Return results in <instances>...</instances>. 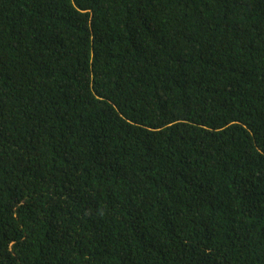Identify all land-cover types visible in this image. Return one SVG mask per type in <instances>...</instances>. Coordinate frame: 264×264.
Listing matches in <instances>:
<instances>
[{
	"label": "trees",
	"instance_id": "16d2710c",
	"mask_svg": "<svg viewBox=\"0 0 264 264\" xmlns=\"http://www.w3.org/2000/svg\"><path fill=\"white\" fill-rule=\"evenodd\" d=\"M0 264H264V0H0Z\"/></svg>",
	"mask_w": 264,
	"mask_h": 264
}]
</instances>
